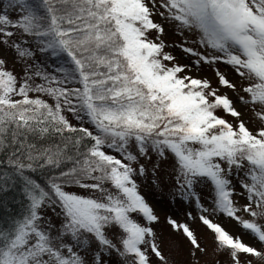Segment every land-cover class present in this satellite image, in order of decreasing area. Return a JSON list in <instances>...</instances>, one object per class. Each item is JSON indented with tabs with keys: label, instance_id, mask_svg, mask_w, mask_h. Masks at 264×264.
<instances>
[{
	"label": "snow or ice",
	"instance_id": "6c2138e0",
	"mask_svg": "<svg viewBox=\"0 0 264 264\" xmlns=\"http://www.w3.org/2000/svg\"><path fill=\"white\" fill-rule=\"evenodd\" d=\"M157 17L193 34L173 45L190 64ZM152 154L198 210L165 220L187 261L211 264L198 219L227 264H264V0H0V194L19 182L25 203L0 218V264H187L140 190Z\"/></svg>",
	"mask_w": 264,
	"mask_h": 264
},
{
	"label": "rangeland",
	"instance_id": "374dc122",
	"mask_svg": "<svg viewBox=\"0 0 264 264\" xmlns=\"http://www.w3.org/2000/svg\"><path fill=\"white\" fill-rule=\"evenodd\" d=\"M15 18V17H13ZM157 22L161 23L165 28V34L162 37L170 47L166 49L171 51L181 63H191L192 57L187 56L179 47H173V45L181 44L185 39L189 40V46L196 47V45L191 44V40L194 38L193 34L190 32H185L184 35H179L176 29V26L173 22L161 19L157 17ZM35 61L43 63L48 66V70L52 71L54 68V63L48 56L39 51L36 52L34 57ZM221 71L228 74L231 78H235V73L229 66L224 64L217 65ZM18 70V69H17ZM199 75H212V70L207 66H204L201 71L198 72ZM51 103L52 100L49 97H45ZM72 120V123L78 124V122L72 118L71 115L68 117ZM87 126V125H86ZM140 163H143L145 166V174L138 177V183L140 184V190L143 195L147 198L148 202L155 209L156 214L160 217V223L157 225L158 231L162 232L166 238L175 240L180 246L184 249V256H177L178 260H185L187 264H195V258H192L191 261H187V251L191 247L188 242L184 239L183 236L173 233L170 227L166 224V217H173L180 221L186 220V213L192 212L193 216L198 215V210L195 208V205L190 202H180L177 197L174 196L175 193V173L173 171V161L171 158L167 160L159 159L152 154V160H147L143 157L140 158ZM159 165V167H155ZM204 201L205 206H210L207 199V189L200 185L197 189ZM239 191V189H237ZM83 194H89L86 190H80ZM240 204H244L245 201L242 198H238ZM242 217L247 219L248 217L244 213H240ZM215 222H219L233 235H241L243 240L246 243L254 244L256 243L250 235L243 234V230L237 225V223L231 219L225 218L223 216H216ZM193 227L198 229V235L202 237V243L207 245L208 251L210 253L209 260L211 264H215L216 261H219V264H227L228 257L222 253H214V242L213 234L203 225H201L197 220L190 222ZM113 261H118L116 256L112 257Z\"/></svg>",
	"mask_w": 264,
	"mask_h": 264
},
{
	"label": "trees",
	"instance_id": "16d2710c",
	"mask_svg": "<svg viewBox=\"0 0 264 264\" xmlns=\"http://www.w3.org/2000/svg\"><path fill=\"white\" fill-rule=\"evenodd\" d=\"M44 56L47 57L46 54H44ZM3 171H6V169L0 168V172ZM34 175H36L40 180L47 179V176L44 173L38 172ZM0 197H2L5 202V207L0 208V218L8 220L10 216H18L25 211V203L19 182L16 183V186L11 191L0 194Z\"/></svg>",
	"mask_w": 264,
	"mask_h": 264
}]
</instances>
